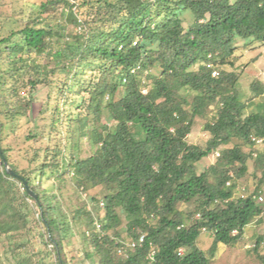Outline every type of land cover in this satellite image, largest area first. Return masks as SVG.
<instances>
[{
	"label": "trees",
	"instance_id": "16d2710c",
	"mask_svg": "<svg viewBox=\"0 0 264 264\" xmlns=\"http://www.w3.org/2000/svg\"><path fill=\"white\" fill-rule=\"evenodd\" d=\"M20 15L7 32L0 24V144L18 174L0 154L8 264H211L219 244L237 245L255 218L264 225V85L254 82L245 101L240 73L226 67L239 43L264 44V0H46ZM42 88L49 131L45 137L31 121L25 150L33 149L35 166L19 168L4 146L2 116L28 117ZM72 104L85 106L91 123ZM211 108L206 145L189 142L196 118ZM73 121L95 148L88 156L74 151ZM40 137L45 146L34 147ZM213 153L216 161L200 171ZM250 161L256 187L237 196ZM46 176L103 200L102 213L79 198L65 208L55 185L44 187ZM203 232L213 237L207 250L198 244ZM263 242L259 236L253 248L262 264Z\"/></svg>",
	"mask_w": 264,
	"mask_h": 264
},
{
	"label": "rangeland",
	"instance_id": "374dc122",
	"mask_svg": "<svg viewBox=\"0 0 264 264\" xmlns=\"http://www.w3.org/2000/svg\"><path fill=\"white\" fill-rule=\"evenodd\" d=\"M42 1L46 0H0V24L3 20H5V22L7 23V26L5 27L6 32L8 31V28L12 26H18V23L15 22V20L21 18V10L25 8L26 13H30V11H33L34 7L39 5ZM181 16L187 22H191L193 20V15L189 11L182 12ZM75 29V26L69 25L67 32L74 31ZM226 67L229 69L237 70L240 73L238 86L242 93L243 99L245 101L249 100V98L254 94L252 84L254 82H259L264 85V44L254 43L250 46H245L243 42L239 43V47L236 50L234 56L227 60ZM154 71L159 73L160 69L154 68ZM57 78L63 79V77L59 78L58 76ZM47 96V89L42 88L38 93L37 98L33 100L31 104L30 114L28 117H20L19 119L11 123V121L6 116H2L3 121L8 123L5 129L6 138L4 140V146L10 148L9 150L12 160L19 166V168L35 166V163H31L30 161L34 153L33 149L28 147V149L26 148L25 150V147L29 145L26 141V135L33 130V123L31 121L33 119H36L40 127H45L43 129L44 133H46L45 137L49 131L48 124L50 121V112L44 114L45 118H43L40 113L42 105L47 101ZM260 98H264V95L260 96ZM0 107L2 109L4 108L1 103ZM70 110L72 111L73 115H77V113L82 111V117L84 118L81 120V122L85 123L86 121H89V123H91L92 115L89 116L88 120L85 117V106H83L80 110L77 107V104H72L70 106ZM214 113L215 108H211L207 111L204 117L196 118L192 131L187 138L189 142L196 143L202 146L206 145V142L210 135L205 131V125L206 122L211 119ZM104 119L105 121L111 122V118L107 112H105ZM81 122H71L75 128L72 143L75 144V153L80 157H85L91 154L95 148L92 146L88 138H86L85 136L80 137L81 130L78 126ZM45 137H40L36 144H34V147L38 148L40 146H45V143L47 141ZM216 157L217 154L213 153L210 156L202 159L198 163L199 170L202 171L210 164L214 163L216 161ZM249 166V173L245 177L238 180L237 187L235 189L237 196H246L249 193L253 192L256 187L257 179L253 175V161L249 162ZM43 185L44 187H47L49 189L53 188V185H55V193L58 195L59 201H61L62 205L67 209L72 207L73 202L79 198L88 201L89 208L94 209L95 212L102 213L100 203L99 205H97L89 200L87 192H82L81 194L79 193V195L71 182L66 185H62L61 187L59 183L54 184L53 177L50 178L46 176L44 178ZM91 192L95 194L94 191H89V193ZM261 195L264 197V186ZM183 208L185 211L190 210V206L188 205H184ZM262 235H264V225L258 221V218H255L247 226L245 238L237 245L228 246L222 243L219 244L218 251L211 264H262L261 260L253 251L258 237ZM212 242L213 237L210 232H203L198 240L199 246L205 250H207L212 245ZM72 244L73 246L79 248L80 238L77 236L73 237ZM6 245L7 244L4 240H0V264H8L5 255ZM260 251L264 252V242L261 245Z\"/></svg>",
	"mask_w": 264,
	"mask_h": 264
},
{
	"label": "water",
	"instance_id": "95a60500",
	"mask_svg": "<svg viewBox=\"0 0 264 264\" xmlns=\"http://www.w3.org/2000/svg\"><path fill=\"white\" fill-rule=\"evenodd\" d=\"M0 154L2 155L3 158V163L5 165V168L7 170L8 173H10L11 175H18L15 170L12 168V166L9 164V162L6 160V158L3 156V152L1 149V144H0ZM24 181V185L26 187V189L28 190L29 194L31 197L37 199L38 195L37 193L29 186V183L27 182V180H23Z\"/></svg>",
	"mask_w": 264,
	"mask_h": 264
},
{
	"label": "built area",
	"instance_id": "2783aa9c",
	"mask_svg": "<svg viewBox=\"0 0 264 264\" xmlns=\"http://www.w3.org/2000/svg\"><path fill=\"white\" fill-rule=\"evenodd\" d=\"M137 69L135 68V69H133V71L135 72ZM216 72H214V74H215ZM257 140V142H262V138H258V139H256ZM259 199L261 200V201H264V197L262 196V195H260L259 196ZM100 206L102 207V206H104V201L102 200L101 202H100ZM100 227V225L98 224V228ZM236 232V231H235ZM143 241H145V236L144 235H142L140 238H139V241H137V240H134V241H132V242H130L129 243V246H131L132 248H134V247H136V245L137 244H139V243H141V242H143ZM180 253H183V249L181 248L180 249ZM154 255H155V250H152L151 252H150V254H149V258H154Z\"/></svg>",
	"mask_w": 264,
	"mask_h": 264
}]
</instances>
